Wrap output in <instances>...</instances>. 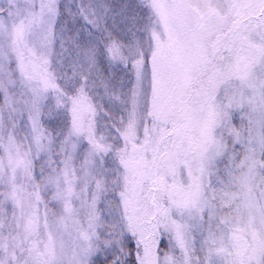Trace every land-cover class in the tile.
Listing matches in <instances>:
<instances>
[{
	"label": "snow or ice",
	"instance_id": "obj_1",
	"mask_svg": "<svg viewBox=\"0 0 264 264\" xmlns=\"http://www.w3.org/2000/svg\"><path fill=\"white\" fill-rule=\"evenodd\" d=\"M0 264H264V0H0Z\"/></svg>",
	"mask_w": 264,
	"mask_h": 264
}]
</instances>
